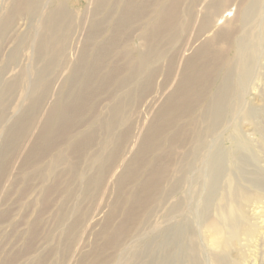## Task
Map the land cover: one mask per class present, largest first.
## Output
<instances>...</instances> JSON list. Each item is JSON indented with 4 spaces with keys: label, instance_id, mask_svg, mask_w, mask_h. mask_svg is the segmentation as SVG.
Returning a JSON list of instances; mask_svg holds the SVG:
<instances>
[{
    "label": "rangeland",
    "instance_id": "1",
    "mask_svg": "<svg viewBox=\"0 0 264 264\" xmlns=\"http://www.w3.org/2000/svg\"><path fill=\"white\" fill-rule=\"evenodd\" d=\"M20 1L17 0V2ZM125 1L108 0L105 5L99 6L94 3V0H39L40 4H37V11L22 12L21 15L15 17L6 29L8 31L4 35L2 34L0 38V70L7 66L5 68L7 70L4 76L5 82L8 83L12 76L11 79L16 82L15 87L9 94L6 119L0 122V146L3 145L7 128L14 122L15 116L18 117L22 110L35 98L32 93V78L34 79V73L38 68L44 67V72L48 75V81L51 83L48 87L44 106L49 103L62 104L65 94L68 92L69 77L72 73L70 63L77 56V45L79 46L84 41V25L94 26L97 21H103L104 35L102 34V37L100 36L97 38L98 40H95L96 42L94 41L82 76L76 80L78 82L77 89L83 84L85 75L92 63L93 56L91 52L95 51L98 45L111 35V27L114 26L120 16V9H122ZM172 1L136 0L134 6L137 8V5L140 7L145 3L144 9L139 12L138 17L134 16L131 23L122 31L119 44L112 49V58L105 59L106 67L100 72V77L98 76V79L92 85V89L98 86L115 61L121 60L119 64L122 66L128 64L133 58L132 63L130 62L128 65L131 67L138 63V52L142 41L140 36L145 33L146 36L149 35L155 23L154 21L158 18V12ZM254 1L230 0L227 6L220 5V13L224 15V18L220 19V16L213 15L212 30L195 35L194 38L197 39L193 48L187 52L186 57L192 56L201 45H209L206 57L196 63L198 65H196L197 69H206L208 74L202 75L201 80L199 79L193 87L195 89H193L194 93L199 88L204 91V100L199 102L198 96L194 97L191 109L188 112H182L180 115L178 127H169L164 133L160 134L156 140L157 142L153 143L152 147L154 146V149L151 147L150 151L146 153L145 164H133V170L137 171L134 170L132 178L127 175V169L123 164L126 158L130 159L135 151L136 146L131 145L130 142L137 136L140 128L139 124L141 125L144 119H146L147 124L152 118L153 97L156 94L149 96L146 106H140L139 90L135 89L132 98L128 102L130 105L127 106V103L124 110V114H127L124 115V125L109 138L110 141L107 146L101 147V142L104 141V138L106 139L102 122L107 117L108 99L118 89L119 81L126 76L128 71L121 74L114 81H104L102 95L99 94L93 100L92 103L94 104L90 105L88 112L85 114L86 116L80 118L82 122L84 121L83 123H86L81 128L82 132L91 128V126H93L92 128L95 127L96 146L93 147L94 150H90L91 152L88 153L85 160H80L79 173L70 169L69 144H64L52 155L45 154L42 157L39 154V157L37 156L28 161L25 158L29 153L31 143L21 142L20 145L5 154L4 160L10 164V170L2 177L1 182H3H0V264H98L105 259L107 264H157L158 261L162 260L163 254L168 251L169 257L167 259L169 261L166 260V264H191V259L195 260L197 264H264V0H259L257 13L249 17L247 21L243 19L244 11ZM17 2L16 0H0V28L3 19L13 13V6ZM199 7L197 0L180 1V14L174 21V31L165 33L162 37V45L165 44L163 48L165 55L159 61L162 76L156 81L155 86L157 89L169 70L168 60L172 56H175L174 60L177 62L174 73L171 75L172 78L169 76L167 81L174 83L176 77L186 72L187 66L184 60L186 57L182 59L179 53L184 48V44L190 35L185 31H181V24L184 22L185 10L189 9L193 12L192 14H195ZM56 8H62L65 13L63 36H66L65 46L58 62L52 65L45 62L36 63L32 53L34 52V46L31 44H35L37 39L44 34L43 25L46 16ZM9 10L12 12H9ZM195 22L194 27L197 25H195ZM178 23L179 25H177ZM220 25L226 26V34L224 33L220 40L214 41L215 44L213 42V45L211 38L215 32L220 30ZM227 33L228 36H226ZM242 37L248 43L250 42L247 46L250 49L246 48V54L250 56L248 63L246 62L247 68L240 67V62L237 60V41ZM22 38H26L23 43H21ZM17 46L19 47L16 51L20 57L14 62L9 61L10 55L15 52ZM93 47L95 50H92ZM20 48H23V53ZM236 53L237 57H235ZM88 60H90V63ZM69 61L71 62L69 63ZM34 64L37 69L33 67ZM245 72H249V75L246 79H243ZM23 73L26 74L23 75ZM225 73L232 76L233 84L230 98L233 99H230L229 113L223 123L219 125V128L217 126L215 131L207 138L210 152L219 151L225 156L221 173L216 181L212 183L208 175V161L205 158L207 152H203L196 157L192 150L197 137L204 133L205 128H207V124L203 120L202 104L206 105L212 98ZM102 99L104 102L99 105ZM126 109H129V111ZM11 110H15V116L13 117H11ZM11 118L14 120L12 121ZM129 118L133 119V122ZM80 119L74 121L77 127L82 124ZM124 126L134 128L131 133L132 137L131 135L129 137L132 140L130 139L124 144V148L122 147L121 152L117 155L118 157L114 159V165V161L113 163L110 162L111 159L108 160V157H110V153L113 152L112 149L116 146L114 137L117 133H120V130L125 128ZM37 127L38 125L34 129L30 141L38 134L39 127L38 129ZM177 138H180L179 141ZM184 138L187 140L185 141ZM160 143H163L161 144L163 147ZM17 148L20 152H17ZM60 150H64L66 159L54 163V157ZM95 151L98 156L93 159L95 160L94 163L90 159V155ZM128 152H131V154ZM17 153L16 157L14 154ZM108 166L111 168L106 169ZM152 167H156L161 173H164H162L157 185H151L153 187L150 188L146 184L147 192L142 184L145 180L148 181L151 169H154ZM112 168L115 171H111ZM120 180L123 184L122 188L119 185ZM86 181H89L87 188L83 187ZM136 193L139 195L138 198L135 197ZM140 195L143 196L142 199ZM136 203L137 205H135ZM130 210L134 212L131 214L133 219L126 225V229L122 227V224L128 218ZM61 216L67 217V223L62 227L59 226ZM76 219L77 225L73 231H67V225H71ZM212 223L217 224L219 228L220 245L215 242L214 231L210 227ZM106 228L108 233H114L118 229L122 235H120V243L116 245L117 247L108 248L109 250L107 248L102 249L107 236H105L106 230H104ZM172 231L177 232V235L171 240L173 246L166 243V241L168 242L167 237ZM105 249L108 252L105 253L103 251ZM188 249L192 250V256L188 254ZM96 252H98V259L94 260L93 255ZM88 253L89 255L85 256ZM158 257L160 260H158ZM159 262L158 264H160Z\"/></svg>",
    "mask_w": 264,
    "mask_h": 264
},
{
    "label": "bare ground",
    "instance_id": "2",
    "mask_svg": "<svg viewBox=\"0 0 264 264\" xmlns=\"http://www.w3.org/2000/svg\"><path fill=\"white\" fill-rule=\"evenodd\" d=\"M107 1L108 0H94V3H96L99 6H101V5L103 6L107 3ZM180 1L181 0H173L168 6L166 5L164 8H162L158 12V18L156 17L157 21L156 20L154 21L155 23L153 24L149 35L146 36V33L145 34L143 33L144 35L142 34L143 36H140V38L142 39V41L140 43L142 49H141V47H139L140 51L138 52L139 53L138 54V63L135 64L134 66L132 65L133 67H131L128 65L130 64V62L132 61L133 58L128 62V64H125L122 66L119 64V62L121 60L115 61L112 68L110 69V71L102 78V80L100 81V83L98 84V86L95 89H92V85L94 84L96 79H98L100 72L106 67L105 59L108 57H109V59L112 58V56H111V53L113 52L112 49L117 47V45L119 44V39L121 37L122 31L124 30V28L129 23H131V20L134 18V16L138 17L140 15L139 12L143 11L145 3L143 6H140V7H138V5H137V8L134 6L136 0H126L125 4L123 3L124 5H123L122 9H120L121 11L119 10L120 16L118 17L117 20L114 19V20H116V22H115L114 26L111 27V35L108 38L105 37L106 38L105 41L101 42V44H99L100 41H98L99 43H97V44H99V45H98L96 50L93 47L92 50H95V51L91 52V55L93 56V58H92V63H91L90 69L87 71V73L85 75V81L77 89L78 82L76 80L82 76V73L84 71L87 59H88V57H90L89 55H90L91 47L97 38H99L102 34L104 35V30H103V27H104L103 24L104 23H103V21H97V22L95 21L96 23L94 24V26L84 25V28H83V29H85L84 41L81 43L79 41L80 45L79 46L77 45V49H78L77 50V56L74 59V61H72V63H70L71 61H69L72 73H71V76L69 77L68 92L65 94L64 100H63L61 105H59V103L58 104L57 103H54V104L49 103V104H46L44 106V104L46 102L45 101L46 96L48 94V87H49V84H51V83L48 81V75L44 72V67L42 66L43 68H41V69L38 68V70L34 73L35 74L34 79L32 78V80H33L32 81V84H33L32 93H33V96L35 97L34 100L32 102H30V104H28L24 108V110H22L21 114L18 117L15 116V110H13V111L11 110L12 111L11 117L15 116L16 118H15V120L11 118L12 121L14 120V122L13 123L11 122L12 124L7 128L5 137L3 139V145L0 146V148L2 147L0 150V182H1L2 177L5 174L9 173V170H10V164L4 160L5 154L8 153L13 148H15L16 146L20 145L21 142H25L26 144L31 143V148L29 150V153L27 154V157L25 158L26 161L32 160L33 158H35L37 156L39 157V154L42 155V157L45 154L46 155H49V154L52 155V153L54 151L59 150V148H61V146L63 147L64 144H67V145L69 144V149H70V153H69L70 155L69 156H71V162H70L69 166H70L71 170H74V172L77 173L79 162L81 163V161H83V159L85 160V158L88 157L87 156L88 153L91 152L90 150L96 146V144H95L96 130L94 129L95 127L92 128L93 126H91V128L82 132L81 128L86 123H83L84 121L82 122L80 118H83V116H86L85 114L88 112L90 105L92 106L94 104V103H92L93 100L97 96H99V94H101V91L103 90V84H105L104 81H106V80H107V82L114 81L121 74H123L124 72H127V71L128 72H127L126 76L122 77L121 80L119 81L118 89L115 92H113V94H111L110 98L108 99L109 105H107V108H106V110L108 112L107 117H105V119L102 122V127L106 133L105 134L106 139L104 138L103 139L104 141L101 142V147H103L105 145L107 146V144L110 141L109 138L114 135L116 130H118L119 128H122V126L124 125V123H125V116L124 115L126 114V113L124 114V112H125L124 110H125L126 104L132 98L133 92L135 89L139 90L140 106H144V105L146 106V101L149 98V96H151L152 94H156L153 97L154 107H153L151 120H149V122L146 124V119H144L141 122V125L139 124L140 128L138 129L137 136L134 137L133 140L130 138L132 140L130 142L131 145L136 146V148H135V151L132 153L131 157L128 156V157H130V159L126 158V161H124L123 166L127 169L128 174L127 173L126 174L130 178L133 177L132 175H133L134 170H135V169L133 170V164L134 163L135 164H137V163L145 164L144 161H145V159H147L146 153H148L150 151V148L152 147L153 143L157 142L156 140L162 132L164 133L165 130H167L169 127L174 128L179 124L180 115L182 114V112H186V111L188 112L191 109V107L193 106L194 99H195L194 97L198 96L199 102H202L204 100V97H203L204 91L201 90L200 88L197 90V88H196L197 91L194 93L195 89L193 87L198 83V81L202 77V75L208 74L207 73L208 70H206V69H204V70L197 69L196 63L198 60H203L206 57L209 45L207 46V44H203L199 48H197L196 50L194 49L195 53L190 57L189 56L186 57V55H188L187 52L193 48V45L197 39V38L196 39L194 38L195 35L204 34L205 31H207V30L210 31V29L212 30V26L214 24V21L212 22V16L217 15V16H220V19L221 18L223 19L224 15H222V13H220V5L227 6V4L230 2V0H197V4L200 7L198 8V11H196L195 14H192L193 12H191L189 9L184 11L185 12V14H184L185 18L183 17L184 22L181 24V31H185L190 36L187 39L186 43L184 44V48H182L180 50L179 56H181L182 59H184L186 57L184 59L185 64L187 66L186 70H185L186 72H183V74L181 76L175 78L176 79V82H174L175 84L172 81H167L169 79V76L171 77V75L174 73L175 64L177 62V61L175 62V60H174L175 56H172L171 58L169 57L170 58L168 60L169 70H168V72L166 71L167 74H166V76H164L163 81L159 85L160 87L157 89L155 86L156 81L162 76L161 68L159 67V61L161 59H163V57L165 55V51L163 49L165 44L162 45V37L164 36L165 33L174 31V23H175L174 21L178 17V14H180L179 13L180 12L179 11ZM16 2H17V0H16ZM38 3H39V0H28V1L27 0H21L20 2H17L16 4H14L13 13L10 15H7L5 18L3 17L4 18L3 23H2V26L0 28L1 29L0 38H1L2 34L4 35V33H6L8 31L6 29L8 28L9 24L15 19V17L17 15H19V14L21 15L22 12H35V10L38 8L37 7ZM187 4H189V3H187ZM192 4H193V2H192ZM181 6H182V4H181ZM161 7H162V5H161ZM258 9H259V0H255L244 11V13H243L244 21H247V19L249 17H252L255 13H257ZM9 12H12V11L9 10ZM117 13H118V11H117ZM154 18H155V16H154ZM194 22H195V25L197 24L196 27H194ZM152 23H153V20H152ZM64 24H65V13L62 10V8H56L55 10H51L47 14L46 20H45L44 25H43L44 34L39 39H37L35 44L34 43L31 44L34 46V52H32V53L34 54L33 57H34L36 63L41 64V63L45 62V63H50V65H52L55 62L59 61V56H60V54H61V52L65 46L64 43H65V37L66 36L63 37L64 36V29H65ZM177 25H179V23ZM225 25H222V26L220 25L221 28L218 26L220 28V30H218V32H215L214 36H212V38H211L212 44L214 41H218V40H220V38H222V36L226 32V28H225L226 26ZM176 28H177V26H176ZM67 31L70 32L69 30H67ZM147 31H148V29H147ZM68 32H66V33H68ZM226 36H228V33ZM180 37H181V35H180ZM245 37H247V36H245ZM23 39L24 38H22L21 43L26 41V38L24 40ZM174 40H176V39H174ZM183 40H184V38H183ZM224 40H225V38H224ZM249 43L243 37L237 41V53H238V59L237 60H239L238 62H240V67H242V68H244V67L247 68L246 62L248 61V58L250 56H249V54H246V52H247V49H250V47L247 48ZM214 44H215V42H214ZM69 45H70V43H69ZM18 47L19 46H17L15 49V52H13L10 55L9 61L14 62L18 57H20V56H18V52L16 51L18 49ZM95 47H96V44H95ZM67 50H66V52H67ZM22 53H23V50H22ZM237 53H236L235 57H237ZM33 57H32V59H33ZM167 58H168V56H167ZM252 60H253V58H252ZM89 61L90 60H88V62ZM182 61H180V62H182ZM32 62H33V60H32ZM8 63H10V62H8ZM251 63H253V62H251ZM234 64H235V62H234ZM181 65H182V63H181ZM28 66H29V64H28ZM33 67H35V69H37L35 64ZM5 68L0 70V122L3 121L4 119H6V113H7L6 110H7L9 94H10L11 90L16 85L15 80L11 79L13 76L9 79V81L7 80L8 83L5 82L4 76H5L6 71H7V70H5ZM20 69H22V68H20ZM209 70H210V68H209ZM179 71H180V69H179ZM30 72H33V71H30ZM248 73L249 72L244 73L243 79H246V77L249 75ZM24 74H26V73H23V75ZM178 74H180V73L178 72ZM17 76H18V74H17ZM25 77H26V75H25ZM30 77H32V76H30ZM212 78L214 79V77H212ZM21 81H22V79H21ZM157 83H159V82H157ZM232 84H233L232 83V76L229 73H225L224 77L221 79V81L217 87V90H215V93L214 94L212 93L214 90L211 92L213 94L212 98L208 101V103L206 105L202 104L201 110L203 112V118H204L203 120L206 122L207 128H205L206 130L204 131V133H202L200 136L197 137V139L195 140L194 149L192 150L194 156H196V157H198V155H200L203 152H207V154L205 155V158L208 161L207 162L208 163V175H209V179L212 183H214L216 181L217 177L221 173V169H222L223 163L225 161V156L223 155L222 152H219V151L215 152V153L210 152L207 138L210 134H212L215 131L217 126L219 128V125H221V123H223L225 117L229 113L230 99L231 100L233 99V98H230V92L232 90ZM66 90H67V88H66ZM103 102L104 101L102 99V101L99 103V105L102 104ZM129 105L130 104L128 103L127 106H129ZM101 107H103V106H101ZM91 108L94 110L93 107H91ZM92 109H90V110H92ZM127 111H129V109ZM231 111H232V109H231ZM42 115H44V117H42ZM145 115H146V113H145ZM87 116L89 117V114ZM130 116H131V114H130ZM102 117H103V115H102ZM78 119H80L82 124L77 127L76 126L77 124L75 125L74 121L78 120ZM126 119H127V117H126ZM132 120L130 119V121H132ZM127 121H129V120H127ZM130 121L128 123H130ZM205 122H203V123L205 124ZM98 123H100V122H98ZM36 125H38V127H39V132L35 136V138L30 141L31 137L33 136L34 129H35ZM38 127H37V129H38ZM133 129L134 128H132V126H127L123 130H120L119 134L118 133H117V135L115 134L116 136L114 137V139H115L114 141H115L116 146L114 149H112L113 152H112V154L110 153V157H108V160L111 159L110 162L112 161V163H113L114 159L116 157H118L117 155L119 154V152H121L120 150H122V147L124 146V144L126 142L130 141L129 137H130ZM101 133H104V132H101ZM166 134H168V133H166ZM172 136H174V135H172ZM131 137H132V135H131ZM164 137L168 139V137H166V136H164ZM179 139H178V141H179ZM186 140L187 139H185V141ZM171 142H172V140H171ZM165 143H167V142H165ZM161 144H163V143H160V145ZM172 144H173V142H172ZM156 145H157V143H156ZM126 147H127V145H126ZM170 148H172V147H170ZM126 149H128V148H126ZM101 150H103V149H101ZM130 150H131V148H130ZM130 150H128V151H130ZM106 151H108V150H106ZM17 152H20L19 149ZM165 152H166V150H165ZM97 154L98 153L95 151L92 153V155H90L91 156L90 159H92V161H94V163H95V160H93V159H95L98 156ZM129 154H131V152ZM14 155H16V157H17L18 153L14 154ZM64 159H66V155L64 153V150H60L57 153V155L54 157V163L57 161H60V160H64ZM120 159H121V157H120ZM102 161H101V163H102ZM90 162H91V160H90ZM112 163H111V166L113 164L115 165V161L113 164ZM158 163H159V161H158ZM158 163H157V165H158ZM164 163L166 165V161ZM107 164H108V162H107ZM93 166H94V164H93ZM110 168L108 166V168H106V169H110ZM115 168H117V167H115ZM152 168H154V167H152ZM106 169H103V170H106ZM162 169H163V167H162ZM96 171H98V170H96ZM96 171H94V172L97 173ZM111 171H115V170L112 168ZM135 171H137V170H135ZM104 172H106V171H104ZM121 173H122V171H121ZM162 173H164V172H162ZM162 173L160 172L159 169H156V167L154 169H151L150 177H148L149 178L148 181L146 182V180L144 179L145 181L142 184L143 185L142 187L145 189V191H147L146 190V184H147V187H150V188L157 185V182H159L161 179ZM82 174H83V172H82ZM136 174H137V172H136ZM136 176H138V175H136ZM101 177H104V176H101ZM109 177H111V176L109 175ZM119 178H121V176H119ZM134 178H135V176H134ZM130 181H131V179H130ZM93 182H94V179H93ZM211 182H209V183H211ZM88 183H89V181H86L83 184V187L87 188ZM119 185H120V188L123 187L121 180H120ZM151 185H153V186H151ZM121 191L123 192V190H121ZM138 193H136V195L135 194H133V195H135V197L138 198L139 197V195H137ZM142 194H144V193H142ZM142 197L140 195L141 199H142ZM136 200H138V199H136ZM133 205H134V203H133ZM135 205H137V203ZM139 209H141V207H139ZM132 212L133 211H131V210L128 212L130 214H129L128 218L123 222L122 227L126 228V225L129 224L130 221H132V219H133V218H131ZM66 223H67V217L61 216V218L59 219V226L60 227L65 226ZM76 225H77V219L74 220V222L71 225L70 224L67 225V227H66L67 231H69V232H70V230L73 231V229ZM210 227L214 231V237H215L216 244H219L220 243L219 242L220 239L218 236L219 228H218L217 224L212 223L210 225ZM118 229L114 233H111L110 231H109L110 233H108V229L107 228L104 229V230H106L105 236L106 235L107 236H106V241H105L104 246L102 245L103 246L102 249L112 248V247H114L120 243L119 238H120L121 232H119ZM139 230H140V228H139ZM100 233L102 234L101 231H100ZM176 235H177V232L172 231L171 233H169V235H168L169 237H167L168 242L166 241L167 245L171 244V246H173V244L171 243V240ZM167 238H165V239H167ZM66 241H67V239H66ZM98 248H99V246H98ZM94 249H95V247H94ZM99 249H101V248H99ZM107 249H105L103 251H105V253H106ZM164 251H165V248H164ZM168 254H169V251L166 252L165 254H163V257L161 258L162 260H160L158 257V260H160V262L158 260L157 261L160 264H166V262H167L166 260H168L167 258L169 257ZM173 254H171V255L173 256ZM188 254L190 256H192V250L191 249H188ZM88 255H89V253L85 256H88ZM159 255H161V254H159ZM93 256H94L93 257L94 260L98 259V252H96ZM41 258H39L40 261H41ZM219 260H220V258H219ZM100 261H101V259H100ZM158 262H157V264H158ZM85 263H86V261H85ZM98 264H107L106 259L102 260ZM191 264H197V262L195 260L191 259Z\"/></svg>",
    "mask_w": 264,
    "mask_h": 264
}]
</instances>
